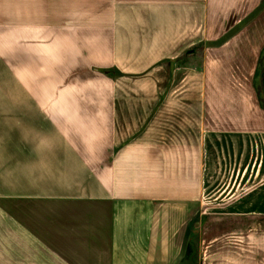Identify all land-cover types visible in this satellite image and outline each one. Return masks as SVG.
<instances>
[{
  "label": "crops",
  "instance_id": "obj_1",
  "mask_svg": "<svg viewBox=\"0 0 264 264\" xmlns=\"http://www.w3.org/2000/svg\"><path fill=\"white\" fill-rule=\"evenodd\" d=\"M0 264H264V0H0Z\"/></svg>",
  "mask_w": 264,
  "mask_h": 264
}]
</instances>
